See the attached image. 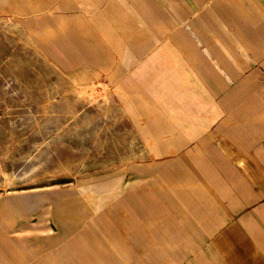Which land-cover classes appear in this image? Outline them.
<instances>
[{"label": "rangeland", "instance_id": "rangeland-1", "mask_svg": "<svg viewBox=\"0 0 264 264\" xmlns=\"http://www.w3.org/2000/svg\"><path fill=\"white\" fill-rule=\"evenodd\" d=\"M166 1L170 20L177 0ZM138 4L0 0V264H129L130 247L146 238L159 245L149 239L160 218L207 213L197 204L209 187L186 173L196 169L185 158L207 140L221 146L212 165H227L221 118L204 129L202 143L161 142L179 133L169 122H184L180 80L162 69L173 65L163 56L188 48L177 41L175 22L151 23ZM133 39L146 46L129 47L139 61L123 63ZM234 81L246 90L219 94L218 102H263L264 80ZM250 87L258 94L247 95ZM225 113L236 125L255 112Z\"/></svg>", "mask_w": 264, "mask_h": 264}, {"label": "crops", "instance_id": "crops-1", "mask_svg": "<svg viewBox=\"0 0 264 264\" xmlns=\"http://www.w3.org/2000/svg\"><path fill=\"white\" fill-rule=\"evenodd\" d=\"M130 1L139 7L141 0ZM164 2L143 0L145 13L151 23L175 22L172 25L177 27V41L188 48V53L163 56V63L173 65L162 69L167 73L171 70L175 75L170 77L180 80L176 99L182 106L184 122L177 126L169 122L167 126L177 127L179 133L173 139L170 133L167 137L163 134L161 142L177 140V149L192 137L199 138L195 143H202L199 136L204 129L221 118L220 139L226 145L223 150L232 155L231 160L222 158L227 164L224 167H218V163L213 166L210 159L221 146H209L207 140L204 143L208 145L196 143L185 158L193 160L196 170L186 173L201 176L202 184L208 185L205 187L209 189L203 187L201 192L206 200L197 204L207 213L200 209L204 218H160V229L149 239L160 241L159 245L146 238L145 246L130 247L129 264H264V99L217 101L219 94L235 95L246 90L245 84L234 80H264V0H177L176 15L170 20ZM189 15L193 22L185 26ZM158 30L167 31L168 26L160 24ZM189 30L192 38L186 34ZM133 40H126L123 63L139 61L131 49L146 46ZM254 87L247 95L258 94ZM228 110L255 113L249 117L244 114L236 125H228L223 118ZM184 127H191L192 133L185 134ZM193 195L196 197L195 191ZM16 261L19 264L20 259Z\"/></svg>", "mask_w": 264, "mask_h": 264}]
</instances>
